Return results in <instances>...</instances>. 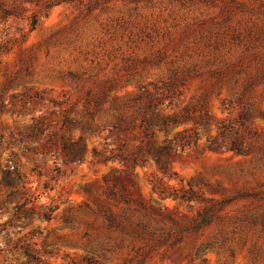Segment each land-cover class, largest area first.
Wrapping results in <instances>:
<instances>
[{"label": "rangeland", "instance_id": "1", "mask_svg": "<svg viewBox=\"0 0 264 264\" xmlns=\"http://www.w3.org/2000/svg\"><path fill=\"white\" fill-rule=\"evenodd\" d=\"M141 86L158 95L156 113L179 117L157 142L195 130L183 153L220 161L122 160L118 144L132 149L137 130L111 124ZM222 125L244 153L226 150ZM52 132L82 136V158L64 163ZM253 132L264 133V0H0V264H264V139ZM13 167L25 183L8 187ZM174 188L198 197L160 193ZM205 207L208 224L185 231Z\"/></svg>", "mask_w": 264, "mask_h": 264}, {"label": "trees", "instance_id": "2", "mask_svg": "<svg viewBox=\"0 0 264 264\" xmlns=\"http://www.w3.org/2000/svg\"><path fill=\"white\" fill-rule=\"evenodd\" d=\"M64 1V0H63ZM50 4H46L48 7ZM3 15L10 14L8 10H4ZM35 22V19L33 20ZM161 103L158 101V95L152 93L149 89L141 86L139 91L133 95L130 104L127 106L128 109L122 110L117 109V113L112 122V127L117 132V134L127 135L128 133L137 130V133H131L133 139H137L136 143L132 149L128 150L129 143L126 140L120 141L117 147L118 156L122 160L128 162L132 166L134 165H144L151 158L160 167L165 166V159L170 152H183L185 147H189L191 144H195L198 139V133L193 130L190 135L186 134V130L179 131L174 134L171 138H163L161 142L156 141V130L163 131L167 133L170 124L177 123L179 117L177 115L173 116H160L156 113V106ZM240 124L243 125L244 121L247 120V113L243 112L240 114ZM40 121L36 123L34 129L30 132L31 135L36 136V133L42 131V126ZM70 123L69 119H64V124ZM231 130H236L233 126L222 125L220 127L219 134L224 137L229 138V143L225 146L226 150L232 151L237 154H242L246 151V146L244 145V138L240 136H235L230 133ZM236 132V131H235ZM252 137H258L264 139V133L253 132ZM52 136L56 137V132L49 133L47 135L46 142L59 148L58 154L63 157L64 163L74 162L82 158L85 145L82 142V136L76 139L70 138L68 135L60 134L58 136L59 140H53ZM209 141L208 146L210 148H215V140L207 138ZM43 148H48L47 144H43ZM3 181L8 187H16L19 183H25L22 177L18 174L15 167L13 169H6L4 171ZM47 188V186H44ZM50 189V188H48ZM163 196L169 195L173 198H180L183 200H192L198 197L197 193L191 189L182 190L178 192L177 189H172L167 192L166 190H160ZM122 200L124 203L128 204L130 202L129 198L122 195ZM121 200V201H122ZM29 202V201H28ZM31 206H34V202H31ZM21 207L16 205L14 207L13 218H17L20 214ZM53 211L52 208L47 207V211L43 212V215L47 218L50 216V212ZM105 216L109 226H119V221L116 215L111 213L108 209L102 211ZM208 207L203 208L198 211L196 217L194 218L192 224L185 229L186 230H198L202 226L208 224ZM139 228L138 232L144 229V223L141 220L135 222ZM7 225H13L14 221L6 222ZM14 247H18L22 252L30 259L35 261H40V255L32 252V246L29 243H14ZM44 253L50 254L51 250H44Z\"/></svg>", "mask_w": 264, "mask_h": 264}, {"label": "water", "instance_id": "3", "mask_svg": "<svg viewBox=\"0 0 264 264\" xmlns=\"http://www.w3.org/2000/svg\"><path fill=\"white\" fill-rule=\"evenodd\" d=\"M167 159L180 167L192 169H205L209 164L220 161L218 157L173 151L167 155Z\"/></svg>", "mask_w": 264, "mask_h": 264}]
</instances>
